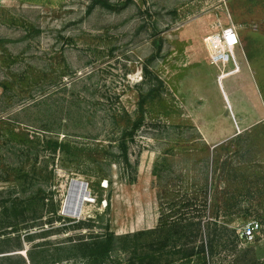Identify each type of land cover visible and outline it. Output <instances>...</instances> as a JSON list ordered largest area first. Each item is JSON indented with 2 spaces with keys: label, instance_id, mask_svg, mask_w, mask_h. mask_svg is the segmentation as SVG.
Masks as SVG:
<instances>
[{
  "label": "rangeland",
  "instance_id": "obj_1",
  "mask_svg": "<svg viewBox=\"0 0 264 264\" xmlns=\"http://www.w3.org/2000/svg\"><path fill=\"white\" fill-rule=\"evenodd\" d=\"M232 25L234 51L212 47ZM0 85V264H202L211 242L210 264H264V0L4 3Z\"/></svg>",
  "mask_w": 264,
  "mask_h": 264
},
{
  "label": "trees",
  "instance_id": "obj_2",
  "mask_svg": "<svg viewBox=\"0 0 264 264\" xmlns=\"http://www.w3.org/2000/svg\"><path fill=\"white\" fill-rule=\"evenodd\" d=\"M136 119L137 120H135L132 127L127 126V127H124L123 130H121L122 134H121V139L119 141V147H120V151L123 155L124 162L127 164V166H130V167H131V164L129 162V157H128V153H127L128 145H127L126 139L128 136H131V137L134 136L133 134L135 132V128L139 125V122H140V116H138V118H136ZM63 146H66V145L63 144ZM107 183H108V180H107ZM172 226L173 225H169L168 227H156V228H152V229L128 233L126 235H116L112 231H107L106 233L102 234V236H99L97 238V240H94V242L84 244V246H85L84 249L86 251L85 253L87 255L95 257L96 261L103 260L110 255L112 250H114L116 243H118V242L129 241V246L138 247L139 246L138 242H139L140 238H142V237L151 236V237L155 238L157 235H159L160 238H162L164 234L170 236V234L172 232L171 231ZM223 229L228 235L227 238L231 237L233 242H236V241L241 242L239 240L237 230L230 229L228 226H223ZM228 240H230V239H228ZM154 241H155V239H153V242ZM212 247H213L212 242L209 245H207L206 247L205 246L201 247V249H202V257H201L202 264H210L211 263V255H210L211 253L210 252L212 250ZM5 252H9V251L0 250V253H5ZM4 256H8V255H4Z\"/></svg>",
  "mask_w": 264,
  "mask_h": 264
},
{
  "label": "built area",
  "instance_id": "obj_3",
  "mask_svg": "<svg viewBox=\"0 0 264 264\" xmlns=\"http://www.w3.org/2000/svg\"><path fill=\"white\" fill-rule=\"evenodd\" d=\"M16 1L17 0H0V5ZM239 41L240 39L237 28L232 25L225 28L218 37H213L210 42L212 47L231 52L239 45ZM88 198L90 199V202H95V199L91 197L90 192L88 194ZM261 228V224L258 221L252 220L247 222L241 229L237 230L239 240L242 243H251L255 241L257 233L261 231Z\"/></svg>",
  "mask_w": 264,
  "mask_h": 264
},
{
  "label": "bare ground",
  "instance_id": "obj_4",
  "mask_svg": "<svg viewBox=\"0 0 264 264\" xmlns=\"http://www.w3.org/2000/svg\"><path fill=\"white\" fill-rule=\"evenodd\" d=\"M76 184H73L70 197L67 200V209L72 215L78 216L77 213L81 211L82 203L86 201H90L88 195L86 194V190L88 188L83 184L81 180H74ZM72 185V184H71ZM77 211V212H76Z\"/></svg>",
  "mask_w": 264,
  "mask_h": 264
},
{
  "label": "water",
  "instance_id": "obj_5",
  "mask_svg": "<svg viewBox=\"0 0 264 264\" xmlns=\"http://www.w3.org/2000/svg\"><path fill=\"white\" fill-rule=\"evenodd\" d=\"M85 186H86V184L85 183H83ZM85 189H87V186H86V188ZM86 194L88 195L89 194V192L86 190ZM63 211L64 212H69L67 209H66V207L64 206V208H63ZM77 212V211H76ZM70 213V212H69Z\"/></svg>",
  "mask_w": 264,
  "mask_h": 264
},
{
  "label": "crops",
  "instance_id": "obj_6",
  "mask_svg": "<svg viewBox=\"0 0 264 264\" xmlns=\"http://www.w3.org/2000/svg\"><path fill=\"white\" fill-rule=\"evenodd\" d=\"M238 32V31H237ZM238 36H239V32H238ZM239 39H240V36H239Z\"/></svg>",
  "mask_w": 264,
  "mask_h": 264
}]
</instances>
